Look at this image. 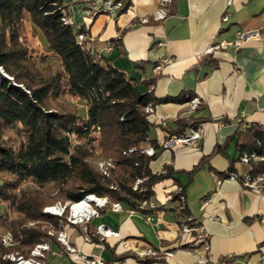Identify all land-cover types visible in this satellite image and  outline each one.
I'll list each match as a JSON object with an SVG mask.
<instances>
[{
    "label": "crops",
    "instance_id": "1",
    "mask_svg": "<svg viewBox=\"0 0 264 264\" xmlns=\"http://www.w3.org/2000/svg\"><path fill=\"white\" fill-rule=\"evenodd\" d=\"M104 1L63 0L74 31L93 37L97 54L109 58L128 77L153 81L150 89L156 98L180 97L156 105L149 115L151 139L157 143L150 168L162 173L171 166L175 173L153 187L151 199L161 210L160 221L148 223L146 213H130L126 204L121 211L102 208L87 231L82 225L63 226L78 253H69L52 239L45 264H84L80 255L97 256L106 264H145L150 258L158 259L156 264H202L204 258L207 264H221L224 259H229L227 264H264V194L246 191L230 178L218 183L219 174L242 175L253 166L264 173L261 161L246 165L238 160L242 113L245 123L264 128V0H232L230 5L229 0H175L164 21L147 25L141 19L155 12L160 0H132L131 7L117 17L100 11ZM226 14L229 19L223 22ZM25 26L31 54L50 56L42 31L30 21ZM254 29L261 31L260 39L240 49L205 54L210 45ZM165 58L171 62L155 71ZM139 62L144 67L137 66ZM187 95L199 97L200 107L193 110ZM76 101L85 107L83 101ZM180 119L201 122L202 139L197 146L164 149L161 142L180 129ZM180 187L186 191L188 214L209 241L208 251L181 244L186 238L181 236L183 220L175 199ZM100 225L118 236L103 237L97 232ZM123 242L137 252L151 249L155 255L140 257Z\"/></svg>",
    "mask_w": 264,
    "mask_h": 264
},
{
    "label": "trees",
    "instance_id": "2",
    "mask_svg": "<svg viewBox=\"0 0 264 264\" xmlns=\"http://www.w3.org/2000/svg\"><path fill=\"white\" fill-rule=\"evenodd\" d=\"M113 1L122 3L118 15L132 5V0ZM63 10V0H0V68L10 77L0 71V174L11 177L0 183V229L12 232L15 238L11 248L0 244V264L7 263L4 257L9 253L29 257L36 245L52 240L43 225L51 224L61 231L68 223L66 217L44 212L48 200L42 190L48 185L59 187L64 201L80 202L88 195L108 197L111 202L148 214L150 211L141 209V201L150 200L154 185L175 173L171 166L162 173H153L150 168L156 153L149 157L143 150L157 148V143L151 139L152 124L145 108L180 101V97L158 99L150 89L153 81L128 77L109 58L91 54L88 43H78L72 24L64 22L68 13L64 15ZM27 21L46 38L50 56H44L45 60L38 61L31 54ZM67 95L84 102V117L69 103L58 108L53 105V100ZM243 122H239V152H257L264 158V128L255 124L244 128ZM179 124L174 134L201 122L180 119ZM10 127L24 133L25 141L18 148L3 138ZM98 128L99 138L95 136ZM96 142L104 157L115 164L109 177L87 161ZM260 163L263 168L264 160ZM252 170L258 173L254 166ZM137 179L143 182L134 190ZM28 181L38 189H20ZM180 188L186 196L185 188ZM179 197L177 193L175 199ZM187 215L185 203L178 213L181 225ZM157 262L150 258L145 264Z\"/></svg>",
    "mask_w": 264,
    "mask_h": 264
},
{
    "label": "built area",
    "instance_id": "3",
    "mask_svg": "<svg viewBox=\"0 0 264 264\" xmlns=\"http://www.w3.org/2000/svg\"><path fill=\"white\" fill-rule=\"evenodd\" d=\"M232 3V0L228 1V5ZM173 4V0H160L158 8L156 11L150 16L141 19V24L147 25L151 22H161L164 21L170 14V8ZM122 7L121 2H114L113 0H105L102 6L101 12L107 13L113 17L118 16V12ZM64 15H67V11L63 10ZM229 19V15H224L222 18L223 22H227ZM66 24H72V21L69 17L63 19ZM262 36L261 31L259 29L254 30H242L237 33V36L231 41H223L218 44H213L206 49L205 54L209 55L216 50H227L230 47H234L236 49H240L245 43L251 40H258ZM78 43L84 46V43H88L90 46V53L94 54L95 49L93 43L95 39L91 36H88L84 32H79L78 35ZM110 49V48H109ZM171 59L165 58L160 63H158L155 67V71H160L165 65L169 64ZM10 78V77H8ZM187 95V99L190 102L191 108L193 110L200 107L202 104L199 97ZM145 112L148 115H153L155 113V106L153 104H149L145 108ZM240 121L244 120L245 113L243 112ZM221 122V121H220ZM244 128H248L249 125L243 122ZM203 128L202 126L198 127H189L187 131L182 132L181 134H174L168 136L164 141L161 142V146L167 150H174L179 147L185 146H197L199 141L203 137ZM95 136L97 138L100 137V130L99 128L95 131ZM97 144V142L95 143ZM98 152L101 150L98 147ZM133 150H130L132 152ZM143 152L151 157L153 156L156 151L154 147H147L143 150ZM238 160L246 165H250L253 161H263V156H260L257 152L252 153H240L238 156ZM98 170L100 173L105 176L109 177L110 173L113 169H115V164L111 159H104L98 162ZM234 180H238L242 187L249 192L263 195L264 194V173H254L253 170H250L242 175L237 173H230L227 177ZM224 178L218 177V183L224 180ZM143 182L141 179H137L134 190L138 189V186ZM178 193L180 194L179 197V210L185 207L186 203V196L182 193V188H178ZM85 201L88 202L87 206H82ZM110 207L114 211H121L123 210V205L120 202H111L108 197L98 198L95 195H88L80 202H71L66 201L65 203L58 202L52 206L46 207L44 209L45 213H49L54 216L64 217L66 214V219L69 224L71 225H82L84 226V230L87 231V224L91 222V220L99 215V211L102 208ZM141 209H146L150 211V213L146 214L145 218L148 223H156L160 221L158 217L161 214V210L159 209L158 205L152 200H143L140 203ZM136 211L130 210V213H135ZM157 217V218H156ZM158 219V220H157ZM185 223L180 226L181 236L186 238L181 242L182 245H186L190 248V250L198 251L199 248H204V250L208 251L210 248V244L207 238L202 237L200 234V227L196 225L195 219L191 215H187L185 217ZM97 232L101 234L103 237H110V236H118V233L112 231L111 229L105 228L103 225L98 226ZM50 236H56V240L60 242L66 250L71 254L78 253V250L72 246L68 240V235L64 230L58 231L55 235L53 232L49 231L48 233ZM0 244L5 248H11L15 245V238L12 232L5 231L0 235ZM125 248L129 250L136 251L130 247L126 242H123ZM190 245V246H189ZM51 251V244L50 241H44L39 243L34 247L31 251L29 257L19 253V252H12L7 254L4 257V260L9 264H45L46 255L48 252ZM136 253L140 257H145L149 255H155V252L151 249L140 251ZM81 260L84 264H106L97 256L88 257L86 255H80ZM202 264H207L208 259L204 258L201 261ZM225 264V263H223Z\"/></svg>",
    "mask_w": 264,
    "mask_h": 264
},
{
    "label": "rangeland",
    "instance_id": "4",
    "mask_svg": "<svg viewBox=\"0 0 264 264\" xmlns=\"http://www.w3.org/2000/svg\"><path fill=\"white\" fill-rule=\"evenodd\" d=\"M29 47H30V43H29ZM34 53V52H32ZM33 57L35 59H37L38 61L41 60H45L46 57L44 56H34ZM55 62V61H54ZM77 98L71 97V96H64L63 99L60 100H53V105L58 107H61L67 103H69L72 107H77L79 110V115L81 117H84L86 114V107H79L77 105L78 102L76 101ZM62 103V104H61ZM3 138L5 139V141L10 144L13 145L14 147L18 148L21 143H23L25 141V137H24V133L22 131H19L18 128H7L5 129L4 133H3ZM94 147V148H93ZM107 159L104 157V155L102 154V152H98V148H97V144L92 145V150H90V156L87 158L88 163L94 167L95 169H98V162L100 160H104ZM11 177L7 174H0V183L3 180H8ZM20 189L22 190H36L38 189L37 187H35L30 181L23 183L20 186ZM42 190V189H41ZM40 190V191H41ZM44 193H46V197L48 200V206H52L58 202H62L65 203L66 201H64L63 195L61 194V192L59 191V187L50 184L48 185L46 188H44V190H42ZM41 191V192H42ZM67 215L65 214L64 217H66ZM13 217H17L16 214L13 215ZM34 225H36V223H29L28 226L33 227ZM43 229H45L46 231H51L53 232L55 235L57 234V232L59 231V229L55 228L53 225L51 224H45V226L43 225ZM3 233V230L0 229V235ZM50 236V235H49ZM52 239L55 240L56 236H50ZM6 263V262H5ZM8 264V263H6Z\"/></svg>",
    "mask_w": 264,
    "mask_h": 264
},
{
    "label": "bare ground",
    "instance_id": "5",
    "mask_svg": "<svg viewBox=\"0 0 264 264\" xmlns=\"http://www.w3.org/2000/svg\"><path fill=\"white\" fill-rule=\"evenodd\" d=\"M87 204H88V202L87 201H85L83 204H81L82 206H87Z\"/></svg>",
    "mask_w": 264,
    "mask_h": 264
},
{
    "label": "water",
    "instance_id": "6",
    "mask_svg": "<svg viewBox=\"0 0 264 264\" xmlns=\"http://www.w3.org/2000/svg\"><path fill=\"white\" fill-rule=\"evenodd\" d=\"M0 71L4 74L5 77L8 78V76L4 73V71L0 68Z\"/></svg>",
    "mask_w": 264,
    "mask_h": 264
}]
</instances>
